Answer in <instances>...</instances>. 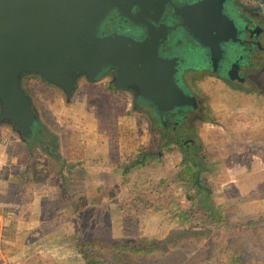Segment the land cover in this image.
<instances>
[{
  "label": "rangeland",
  "instance_id": "1",
  "mask_svg": "<svg viewBox=\"0 0 264 264\" xmlns=\"http://www.w3.org/2000/svg\"><path fill=\"white\" fill-rule=\"evenodd\" d=\"M255 72L241 86L197 76L189 83L195 107L175 128L153 123L134 88L119 89L117 98L80 89L67 96L56 86L51 93L32 90L35 128L42 138L33 135L25 141L12 124L0 123V177L10 182L22 178L15 175L21 159L26 160L20 166L26 173L24 185L51 184L49 179L56 176L58 186L51 194L56 212L44 216L45 232L54 240L36 250L41 240L30 229L28 234L22 229L24 238H16L15 215L4 208L11 228L0 243L9 249L8 263L85 264L75 244L78 236L87 234L110 241L147 238L160 249L117 251L116 256L97 247L85 253L98 264H236L238 255L245 259L243 264H252L255 257L264 261L263 248L246 237L239 239L236 233L229 240L231 257L224 251L215 253L217 258L212 260L214 243H198L195 238L200 235L189 233L212 237L220 228V216L205 189L177 182L181 162L191 154L208 164L222 163L214 180L208 179L212 168L200 176L202 185H213L216 205L228 204L233 194L246 198L260 185L264 179V65ZM37 157H42L38 164L47 170L45 175L41 168L40 181L34 180L31 166ZM230 186H242L247 193L236 194ZM251 198L256 200L257 193ZM172 201L186 214L184 218L168 217ZM37 210L36 219L48 208L42 203Z\"/></svg>",
  "mask_w": 264,
  "mask_h": 264
},
{
  "label": "flooded vegetation",
  "instance_id": "2",
  "mask_svg": "<svg viewBox=\"0 0 264 264\" xmlns=\"http://www.w3.org/2000/svg\"><path fill=\"white\" fill-rule=\"evenodd\" d=\"M126 8H116L101 16L92 25L89 37L100 42L105 39L107 44L102 50L106 51L114 45L126 50L151 46L154 60L169 69L167 76L176 94L182 96L159 104L130 83L120 86V68L112 66L110 60L84 59L82 70L91 73L70 70L73 83L70 93L66 87L47 80L43 73L21 75L19 87L29 98L32 109L29 93L36 88L51 93L56 86L67 96L80 89L89 95L113 94L117 98L119 89L130 87L144 100L153 123L175 128L177 121L195 107L189 83L197 76L241 86L249 74L264 65V0H144L141 5L135 1ZM60 77L67 79L66 75ZM35 125L34 112L25 132H19L25 141L33 135L42 138Z\"/></svg>",
  "mask_w": 264,
  "mask_h": 264
},
{
  "label": "water",
  "instance_id": "3",
  "mask_svg": "<svg viewBox=\"0 0 264 264\" xmlns=\"http://www.w3.org/2000/svg\"><path fill=\"white\" fill-rule=\"evenodd\" d=\"M135 1L140 5L144 2L0 0V123H10L15 131L25 132L27 123L33 120L29 98L19 87L21 75L43 73L47 80L66 87L70 93L73 83L69 71L90 72L82 70L84 59L110 60L112 66L120 68V86L130 83L159 104L179 99L182 94H176L167 76L169 69L157 64L151 46L126 50L114 45L106 51L102 50L107 44L105 39L100 42L89 37L92 25L101 16L116 8L126 10ZM60 74L67 79H61Z\"/></svg>",
  "mask_w": 264,
  "mask_h": 264
},
{
  "label": "trees",
  "instance_id": "4",
  "mask_svg": "<svg viewBox=\"0 0 264 264\" xmlns=\"http://www.w3.org/2000/svg\"><path fill=\"white\" fill-rule=\"evenodd\" d=\"M190 142V141H189ZM189 142H185L184 146H188ZM190 148V146H189ZM42 157H37L34 160V163L31 165L34 168V180L40 181L43 180L40 175L41 168L44 169V174H47V170L44 167H40L38 163H40ZM144 162L146 158H142ZM203 160V161H202ZM205 158H197L195 155L192 158L191 154L188 158H186L182 164L181 170L177 174V182L182 184H188L190 186H195L199 190L205 189L207 191L206 196L208 197L209 201L213 204V207L216 208L219 216H220V228L214 235L210 238L207 236H203V232L193 233L190 232L193 236L200 235L198 238H195L198 243H203L207 240L212 241L214 243V254H211V259H216L215 253H222L224 251H228L230 256V249L229 248V240L232 238V234L239 237L241 236L248 238L254 245L258 248H263L264 250V179L261 180V183L256 188L250 190V193L245 197L237 198L236 195L230 196V202L228 204L223 205H216L215 197H214V190L213 185L208 183V186L201 184V173L206 171L208 168H212V173H209L208 179L213 178L219 173L220 174V165L222 163L217 164H208L204 162ZM26 162L25 159L18 160L15 166V175L21 176L19 180L15 182L7 181L0 177V205L1 207L6 210L12 212V214L16 215L17 213V206L20 202V195L24 188V178L26 176L25 171L20 169L21 165ZM143 162V163H144ZM60 177V174H57ZM56 176H51L50 182L53 186L56 185V181H54ZM59 181V179H57ZM230 189L236 191V194L239 192L247 193V191L242 190V186H230ZM14 192H19V195H13ZM257 193V199H253L252 194ZM243 194V193H242ZM65 195L66 192H65ZM242 199V200H241ZM8 204L10 205L8 208ZM19 208V206H18ZM7 214L8 211H5ZM167 215L170 219L174 218L175 216H181L184 218L186 214L182 212V210L178 211V205L176 202L172 201L169 205L167 210ZM232 232V233H231ZM78 241L75 244L77 250L83 253L85 264H98V262H94L96 260L90 258L89 256L85 255V253L91 251L93 248L97 247H105L108 250H111L112 253H116L115 255L118 256V252L126 253L128 251H132L133 253H138L144 250L146 253L153 252L160 250L158 249L156 242L151 239H143L142 241H137L133 238H123L121 240L113 239H101L98 236L91 235H81L78 236ZM166 248L164 247V250ZM118 251V252H117ZM242 253V251L240 250ZM244 254V253H242ZM115 256V258H116ZM231 257V256H230ZM239 260L236 264H243L245 263V259L243 256L238 255ZM118 259V258H117ZM231 259V258H230ZM252 264H264L263 260L252 258ZM232 261V260H230Z\"/></svg>",
  "mask_w": 264,
  "mask_h": 264
},
{
  "label": "crops",
  "instance_id": "5",
  "mask_svg": "<svg viewBox=\"0 0 264 264\" xmlns=\"http://www.w3.org/2000/svg\"><path fill=\"white\" fill-rule=\"evenodd\" d=\"M54 190H55L54 186H52L51 184L44 183V182L26 183L20 195L19 208L15 215V219H12V224L18 230L16 232V235H17L16 238H24V236L21 234L23 233L22 229H25L26 230L25 233L27 234L29 233L27 230L30 229V231L34 233L33 234L34 238L41 240L36 250L45 249L44 246L48 244L49 241H52L51 239H53L50 236V234L45 232L44 227H45L47 220H45L44 222V218H45L44 216L46 214H49L50 216H52L53 213L56 212V210L53 209V205L56 203V201L54 199H51L52 197L51 194H53ZM42 203L47 206L48 210L46 213H43L41 218L38 217L36 219V216H37L36 213L38 212L37 208L39 209ZM63 204H66V203L63 201ZM0 208H2L1 205H0ZM68 212L70 213V211ZM7 216L8 215L5 212V209L2 208V210H0V242H2L3 238L8 236L7 229H9L10 225L8 221L9 218ZM43 222L44 224L42 226L41 223ZM19 226L21 227L20 230H19ZM29 243H32V239H31V242ZM30 245L31 244H29V246ZM8 250L9 249H7L4 245H2V243H0V256H1L0 263L1 264H9L8 262L11 261L9 257L11 254H9L6 257V253Z\"/></svg>",
  "mask_w": 264,
  "mask_h": 264
}]
</instances>
